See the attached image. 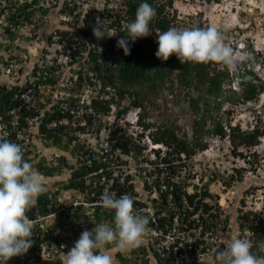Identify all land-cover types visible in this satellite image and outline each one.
<instances>
[{
    "label": "trees",
    "instance_id": "1",
    "mask_svg": "<svg viewBox=\"0 0 264 264\" xmlns=\"http://www.w3.org/2000/svg\"><path fill=\"white\" fill-rule=\"evenodd\" d=\"M59 0H0V26L2 28V35H5L9 40H14L17 30L26 25L36 24L34 16H45L49 13L50 7L57 6ZM148 3L156 10V17L150 22V29L153 31L152 35L146 38H139L135 43L130 45V55H125L123 49L117 47V40L126 34V26L129 22L135 20V13L141 3ZM49 4V5H47ZM173 6V0H123L120 8L115 13L106 9L103 11L104 22L101 24V29L104 32V38L96 39L93 35V27L91 25H79L78 23H71V21H62L71 29H56L51 35L56 36V43L61 46V49H56L58 56L51 57L49 61L44 59V55L36 61L32 69L24 75V81L21 84H7L5 81L0 82V135L12 140L16 137V132L12 130V114L15 110L18 115V128L28 126V121L38 119L40 121L39 131L41 138L44 139L45 144H53L61 146L62 149L67 150L69 144L76 135L72 134L74 131L70 127L59 126L57 128L49 129L46 124L53 119H59L62 116H69L70 110L76 105L77 99L75 93L81 91L84 86L94 87L99 85L105 92L113 90L118 100L121 101L125 96L134 98L133 104L142 105L141 88L146 87L154 94L162 91L167 82H170L172 87L173 80L177 81L180 87H194L197 95L189 99V104L196 113V118L193 121L192 139H185L176 134L174 128L160 125L156 131H150L149 135L154 142L163 143L171 148L169 154L184 153L186 156L194 154L195 150H203L207 147L206 142L200 141L206 133L216 135L220 138L226 136L235 145L242 144L247 148L253 147L258 143V136L262 134V130L255 128L250 132H242L237 127H231L228 123L218 121L212 115L216 110L214 107L220 108L221 103L225 101L237 102L241 99L254 98L257 94V86L252 83L246 84L242 92L229 91L227 97H223L225 93L223 84L228 79V73L224 70L210 75L209 70L211 65L223 62L210 61L208 63H194L189 61L180 62L175 55L170 56L167 61H162L155 56L158 48L156 43L157 31L163 32L170 27H174V14L170 15L167 7ZM76 0H64L58 10L60 16H74L76 13ZM2 24V25H1ZM115 35V36H113ZM66 58L67 64L72 65L78 63V68L70 77V87L64 86L67 91L75 92L69 97H61L55 104L50 107V111L43 109L46 102L51 101V95L44 96L42 88L55 87L58 80V75L62 72V68L67 66L59 58ZM63 60V59H62ZM3 65L14 73L18 80L23 74V66L20 65V60L16 57L3 61ZM1 73V70H0ZM174 77V78H172ZM74 79V80H73ZM30 90L31 99L27 100L24 95ZM72 90V91H71ZM75 98V100H74ZM115 101L114 97L108 99L92 98L90 104L83 105L85 108L82 112V117L85 118L88 127L99 130L98 124L94 122V113H108L110 110L109 104ZM90 110H87V109ZM43 109V110H42ZM80 111H83L80 108ZM123 110H119L120 114ZM229 112V111H228ZM80 116V119L82 118ZM209 120V121H208ZM209 122V129H205V125ZM145 127L149 125L145 124ZM86 126H77V130L84 131ZM120 128L114 127L111 130L112 135V149L121 148L128 151V145L131 144V139L124 137L120 133ZM228 130V132H226ZM29 134H31L29 132ZM36 134V136H40ZM30 145L34 147L31 143ZM83 145H80L82 147ZM140 149V146L137 145ZM87 149V148H85ZM71 147L70 152L73 153V159H68L65 156H59L55 160L56 164L45 163L38 161L31 162V157L24 154L25 160L30 162L33 167L46 177L69 172L70 176L65 179L56 180L47 185V192L42 194L37 201L38 213L32 210L27 212V215L32 220H37L39 216H46L51 212L57 213L54 217V223L45 228L40 227V223L33 227V246L23 256L11 258L8 262L0 261V264H38L40 262V252L42 243L53 241L56 245L63 246V251L67 252L74 246L78 240L81 232L84 229L91 230L95 224L109 223L112 224L114 220V212L103 208L101 205H85L84 203H98L100 189H92L91 183H87L90 179V172L95 168L105 167L106 162L92 160L88 164V153H92L89 149ZM31 153H34L33 151ZM63 170V171H62ZM107 175V174H101ZM95 178V177H94ZM112 192L117 196L127 194L130 197L135 195L132 186H122L115 183L112 187ZM77 190L83 195L81 197L72 198L70 201L65 200L63 203L59 201L60 195L63 192L70 190ZM175 195L178 203L186 201L189 205H185V218L195 213L201 205V200L210 197L206 191L195 192L188 194L182 187H175ZM61 204H60V203ZM60 204V205H59ZM139 204V205H135ZM141 202L134 201V207L140 210L145 207ZM179 207L183 205H178ZM62 209H60V208ZM158 207L155 205L154 207ZM162 209V206H160ZM202 208L207 212L210 207L207 203L202 202ZM146 215V213H144ZM216 216V215H214ZM203 220V219H202ZM237 220L239 221L240 231H249L252 233V252L259 255L258 241L262 240L264 236V211H243L239 213ZM151 221V219H150ZM164 222V218L157 217V223ZM193 221H188V226H192ZM204 223V220H203ZM43 225V221H42ZM154 226V224H151ZM160 225V226H161ZM159 228V227H157ZM211 226L204 225V235ZM50 244V243H48ZM144 243L138 247L141 251L140 257H127L118 251L115 253L120 261V264H150V259L146 257L147 247ZM199 245V241L192 243V247ZM109 247V246H108ZM174 245H171L173 248ZM137 249V250H138ZM132 250L131 252H137ZM155 257V264H162L163 257L153 248ZM170 258V255L169 257ZM56 262L60 261L57 259Z\"/></svg>",
    "mask_w": 264,
    "mask_h": 264
},
{
    "label": "rangeland",
    "instance_id": "2",
    "mask_svg": "<svg viewBox=\"0 0 264 264\" xmlns=\"http://www.w3.org/2000/svg\"><path fill=\"white\" fill-rule=\"evenodd\" d=\"M122 1L76 0V13L78 14L66 17L60 16L58 13L64 2V0H59L57 6L50 7L49 13L45 16H34L35 25L20 27L14 40H9L5 35H2L0 26V82L21 84L24 81V75L32 69L34 63L40 57L44 55V59L49 61L51 57L58 56L57 50L61 49V46L56 43V36L51 38V35L56 29L71 30L62 21L79 22L81 26H88L96 24L97 19H99L102 24L105 20L102 14L103 11L109 9L111 13H115L120 8ZM166 9L170 15L174 14V27L176 28L190 29L198 27L206 29L215 27L222 32L225 43L231 44L244 41L249 43V47L258 43L261 51H263V57L261 69H258L257 72L259 73L260 91H264V0H173V6ZM12 56L20 60V65L24 67L23 74L18 80L14 79L13 77H16V75L14 73L9 74L11 71L8 72L9 69L3 65V61L10 59ZM59 61L67 64L65 57H60ZM257 64L258 62L255 63V67H257ZM78 65V63H73L64 66L62 72L57 74L56 86L42 88V94L44 96L51 95V101L55 102L61 97L74 94L75 92L67 91L64 86L70 87V77L78 68ZM172 86L173 88L169 86L168 89H165V92L162 91V94H159V99L166 100V96L173 93L174 108L171 112H167L169 107L164 104V111L156 118V122L165 127L174 128L178 136L182 137L184 134L185 139L189 140L196 113L191 105L187 104V101L188 97H196V90L194 87L188 90L181 88L176 80H174ZM141 89L142 101L151 103L156 94L146 87ZM89 91L90 88L84 86L81 91L75 93V96L84 99ZM229 91L225 90V93L222 94L224 98L229 95ZM262 99L260 100V97H257L251 104H247L246 100L242 99L233 103L224 100L220 108L214 107L216 111L212 115L218 121L231 122V124L234 123L242 127V129H247L246 126H249L251 116L259 107H264L261 106L264 103V97ZM46 106L47 108L50 107V105ZM77 108L74 107V110ZM261 119L260 117L259 120L261 121ZM263 125L264 122L261 123V126ZM86 139L90 141L88 138ZM200 141L207 143V149L203 151L195 150L194 154L183 162V165L188 171L186 174L187 182L190 179V183L193 181L199 183L202 187L201 191H206L210 195L206 199L210 207L207 219L211 217L209 225L213 229L208 230L204 237V253L201 261L202 264H213V256L217 249H223L229 238L246 237L251 243L254 242L251 232L247 230L240 231L237 217L241 210L264 211V138L263 140L258 139V144L250 148L242 144L235 145L227 136L220 138L208 133ZM65 153L69 159L72 158L69 153ZM47 161L50 164H56L55 161ZM60 176L65 178L66 171L61 173ZM76 196H78L77 192L66 191L61 193L60 198L70 201ZM56 215L57 213L53 212L52 215L47 216L42 220L43 225L49 226L54 223ZM144 243H146L145 246L149 250L150 264H155L154 255L152 256L153 253L150 252L153 251L152 246L155 243L152 241L150 244L148 238H145ZM257 246L259 255L264 256V236L262 240L258 241ZM137 249L135 248V250ZM107 250L113 256L114 264H120L115 255L120 250L114 245L107 246ZM132 250L134 249L122 252L124 258L141 256L139 249L134 253L131 252ZM67 252L63 251L62 246L54 243L45 245L38 264H63L64 254ZM162 257V264H174L167 255H162ZM57 259L60 263L56 262Z\"/></svg>",
    "mask_w": 264,
    "mask_h": 264
},
{
    "label": "clouds",
    "instance_id": "3",
    "mask_svg": "<svg viewBox=\"0 0 264 264\" xmlns=\"http://www.w3.org/2000/svg\"><path fill=\"white\" fill-rule=\"evenodd\" d=\"M156 14V10L150 4L145 2L139 5L135 13V20L127 24L126 34L117 40V47L123 49V52L126 56L130 55L131 53L130 45L132 43H135L139 38H146L152 35L153 31L150 29L149 25L150 22L156 17ZM92 31L96 39L102 40L104 38V32L101 29V21L99 19H97ZM155 33L157 36L156 43L158 44L155 56L162 61H167L170 56L175 55L180 62L189 61L194 63H208L210 61H216L223 62L224 64L231 66L240 55L239 53L235 52L232 47L228 46L224 42V36L222 32L215 27H208L206 29L198 27L190 29L170 27L166 31H157ZM169 85H171V83L167 82V88L166 86L163 87L164 89L162 88V91L165 92V89H168ZM89 88L91 94V96H89L90 102L92 98L99 97L100 94L105 93V90L99 85ZM171 88H173V86ZM181 88H185L187 90L191 89L190 87ZM257 89L256 95L264 93V91H260L259 85L257 86ZM93 91H98L99 93L97 92L95 95H93ZM162 91L156 94L151 103L148 101H143L142 105H135L132 101L122 109L123 111L121 113H127H125L127 115L125 120L127 128L123 129V127L118 124V120H113L114 125L112 128H120V133H123L124 137L130 138L132 141L130 146L128 145V151H125L121 148L116 149H121L122 153H129L132 151L135 159L138 157V155L144 152L147 154V156H149L150 152H154L157 155H159L160 152H165L168 156H174V153L169 154L171 148L167 147L163 143L154 142L153 139H151L149 132L153 131L151 130L153 125L146 121V117L149 115L148 111H146V106L148 105L151 108L161 107L158 99L159 94H162ZM196 94L197 92L195 91V96ZM69 96L70 95H67L66 97ZM66 97H64V99ZM75 98L77 99L76 105H79L82 110L85 109L83 108V105L90 104L86 102L87 98L84 100L85 103H81L83 98L80 99L76 96ZM190 98L188 97L187 101L189 106ZM46 103L53 105L56 102L50 101ZM46 103L43 109L47 108ZM80 108L78 107L76 111L82 115L83 111H80ZM135 110L136 114L134 113L132 115ZM136 116V121H132V119H134ZM145 124L149 125V127L146 128ZM229 125L231 127H237L242 132H250L248 129H242V127L238 126L237 124H231V122H229ZM129 127H132L134 131H137L135 136H132L131 133H129ZM158 127H160L159 123L157 128ZM204 128L209 129V126L206 124ZM192 132L193 127L189 140L192 139ZM226 132H228V130H226ZM112 138L113 137L110 132V139L112 140ZM134 139H136V141ZM37 140L41 143L40 147L43 154L40 158H38L37 153L34 154V156L31 157V162L33 163L38 161H44L45 163H48L47 160L55 161L57 163L55 159L59 156H65L69 159L65 152L71 155V159H74L73 153L70 152L71 147L78 146L79 148L85 149L84 145L80 147L82 144L78 143L74 146H71L70 143L67 150L62 149L61 146L47 143L45 144V140L41 138V135L39 138H37ZM137 145L140 146V149L137 148ZM206 149L207 147L203 150ZM112 151L114 153L115 149H112ZM163 160L167 162L168 158L166 157ZM100 168L105 169V167ZM97 170L93 168V170L90 172L91 175L89 174L90 179L87 183H91L92 189L101 188V193L103 188L101 178L104 176H109L111 172L102 170L100 173L93 174V172H97ZM69 174V172H66L65 178H68L70 176ZM60 175L61 174L54 175L50 178L44 176L42 173L37 171L30 162L25 160L24 151L20 144L8 139L3 135H0V261L8 262L13 257L23 256L33 246V227L37 225V220L38 223H40L39 226L45 228L46 226L42 225V220L47 218V216L52 215L53 212L50 211V213L46 216H39L37 220L30 219L27 215V212L32 210L35 213H38V198L47 192V185L53 183L56 180L65 179ZM190 182V179L189 182L186 180L184 184L189 187L185 189L182 188L186 193L191 194L195 192H201L202 187H200L199 183H194V181L192 183ZM184 184L182 187H184ZM131 186L133 187V185ZM111 187H109V189L105 188L101 196V203L99 202V204L95 203L93 205H101L103 208L113 211V223H99L95 224V227L91 230L84 229L81 232L78 240H76L74 243V246L71 247L66 254H64L63 264H114V258L107 250V246L114 245L122 253L142 246L145 242V238L149 239L150 244L152 241L156 244H153L152 248L156 249L160 256L167 255V257H169L170 255V258L174 264H202L201 258L204 253L203 245L205 244V241L200 242L198 240L199 245L194 247L191 245L187 251H184V249L181 247L174 249L177 243H167L165 234L169 231H182L184 230L182 228L183 225L178 224L174 226L176 227L175 229H172V219L171 222L166 223V217L160 215V205L154 204L155 200L154 202L152 200L151 203H148L147 199L141 201L136 200L135 195H138V193L134 190V196L130 197L127 195L128 193L117 196L115 192L111 191ZM70 191L73 193L77 192L78 196L76 197H81L83 199V195L77 190L72 189ZM206 199L207 197L201 200V206L202 202L207 203ZM59 201L63 203L65 200L60 198ZM134 201L139 203L141 202L146 206L138 210L134 207ZM184 202L188 204L186 201ZM84 204L91 205V203L86 202ZM155 205L158 207L157 209L154 208ZM183 206L186 207L185 205ZM144 213H146V215ZM171 216L172 215H170V218ZM152 217L155 218L156 223L153 221ZM157 217L164 218L162 225L161 222L157 223ZM151 224H154V226ZM153 231H157L158 234H154ZM46 242L40 245V257H42L43 247L45 246ZM49 243V245H51L54 242L51 241ZM171 245H174V247L171 248ZM166 246H169V248L167 249ZM224 246L225 247L223 249H217L213 256V264H264V256L256 255L252 252L251 249L253 245L246 237H231ZM150 252L153 253V251ZM184 252H186L185 255H179V253ZM148 253L149 250L147 251L146 257L150 259ZM192 253H194V258L190 259V255ZM153 255V259L156 262L155 257L157 256L154 253L152 256Z\"/></svg>",
    "mask_w": 264,
    "mask_h": 264
},
{
    "label": "built area",
    "instance_id": "4",
    "mask_svg": "<svg viewBox=\"0 0 264 264\" xmlns=\"http://www.w3.org/2000/svg\"><path fill=\"white\" fill-rule=\"evenodd\" d=\"M236 42V41H235ZM228 46L232 47L233 50L240 55L238 58L233 62L231 66L226 65L224 63H218L215 65H211L209 73L210 75H214L216 72L220 70H224L228 73V79L223 84L224 89H229L230 91L235 92H242L243 87L248 84L252 83L256 86L259 85V73L257 72L258 69H261L262 65V57L263 51H261L258 43L249 47L248 42L239 41L237 43H226ZM258 62L257 67H255V63ZM109 92H105L99 95V99H108L114 97L115 101H119L116 93L113 90H106ZM98 91H93V95ZM30 90H28L27 94L24 97L29 100L31 99ZM99 93V92H98ZM173 93H169L166 96V100L158 99V102L161 103V107H154L151 108L150 106H146V111H148L149 115L146 117V121L152 124L151 130H156L158 123L156 122V118L162 114L163 105L165 104L169 107L167 112H171L174 108V98L172 96ZM91 96L90 91L81 103H85V99L87 98V103H90ZM260 97V100H263L264 93H260L256 95L254 98L246 99L247 104H251L256 98ZM133 97L125 96L119 104L117 102H111L109 104L110 110L108 113H94V122L98 124L99 130L92 127H88L85 121V118L82 117L76 110H70V115L62 116L59 119H53L46 124V127L49 129L57 128L59 126H66L72 128L74 131L72 134H75L76 137L71 141V146L78 144L84 145L85 148H88L92 153H88V164L91 163L92 160L105 163L107 164L106 169L110 171L109 176H104L101 178L102 183V192L99 194V201L101 203V196L105 190V188L111 187L116 181L122 186H129L133 185L132 190L138 192L139 194L135 195L136 200H146L148 203H151L152 200L154 204L162 206L160 215L166 217V223L171 222L175 229L176 225L180 224L183 225V229L179 232L169 231L165 234L166 242L167 243H177L174 249L181 247L184 251L189 250L193 242L196 241H204V237L206 236L207 232L202 235L201 232L203 231L204 225L210 226L211 217L209 216V210L205 212L200 205L198 210L190 215L188 219L185 218V209L186 207L178 205H189L184 203H178L176 200L175 195V187L178 185L180 188L186 181V174L187 170L186 167L183 165V162L188 159L184 153H179L177 155L174 154L168 156L165 152H160L157 155L154 152H150L149 156L147 154L141 153L135 159L133 156V152L130 151L129 153H122L121 149H115L114 153L112 151V140L110 139V132L114 125L113 120H118V124L123 127V129L127 128V124L125 120L127 118V113H121L118 115V111L122 110L125 106L130 104L133 101ZM243 100V99H242ZM46 105L52 106L50 103H46ZM261 106H264L262 103ZM50 107L47 110L50 111ZM43 110V109H42ZM87 110H90L89 108ZM85 110H83L84 112ZM136 114V110L132 113ZM12 116V130L16 132V137L13 139L14 142L21 145L24 154H28L29 157H33L34 154L37 153L38 158L42 156L41 151V143L37 142V138L40 136H36V134L40 135L39 125L40 121L38 119H33L30 122L28 121V126L24 128H18V115L15 110L11 111ZM80 116L82 117L80 119ZM262 118L261 121L259 118ZM134 117L132 121H136ZM264 122V107H259L256 112L251 116L249 120V126L246 128L249 131H252L255 128H259L262 130V134L258 136L259 140H263L264 138V125L261 126V123ZM86 126L84 131L77 130V126ZM209 126V123H207ZM133 127V126H132ZM132 127L128 128L129 133L132 136L137 134V131L133 130ZM29 132L31 134H29ZM190 134V133H189ZM88 138L90 141H88ZM86 139V140H85ZM136 141V139H134ZM30 143L34 146L32 147ZM34 153H31V152ZM168 158V161L165 162L163 159ZM103 168H99L97 172H93V174L100 173ZM91 175V174H90ZM184 184L183 189L188 188ZM92 205L95 203H91ZM185 208V209H184ZM170 215L171 218H170ZM153 221L155 218L152 217ZM204 223H203V220ZM188 221H193L192 226H188ZM156 223V221H155ZM213 229V227H211ZM154 234H158L157 231H153ZM48 241L45 245H48ZM168 249L169 246H166ZM184 253H179L180 256L185 255ZM194 258V253L190 255V259Z\"/></svg>",
    "mask_w": 264,
    "mask_h": 264
}]
</instances>
